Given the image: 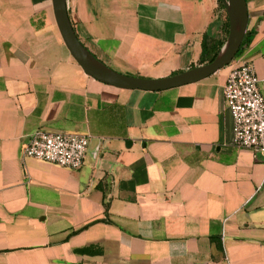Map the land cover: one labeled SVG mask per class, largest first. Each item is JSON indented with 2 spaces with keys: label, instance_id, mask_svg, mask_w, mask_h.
Instances as JSON below:
<instances>
[{
  "label": "crops",
  "instance_id": "1",
  "mask_svg": "<svg viewBox=\"0 0 264 264\" xmlns=\"http://www.w3.org/2000/svg\"><path fill=\"white\" fill-rule=\"evenodd\" d=\"M231 62L160 91L87 75L51 0H0V264H264V154L232 142L229 71L264 98V0ZM74 31L118 72L200 65L223 37L217 0H66ZM208 62V61H207ZM37 129L87 135L77 169L21 156Z\"/></svg>",
  "mask_w": 264,
  "mask_h": 264
},
{
  "label": "built area",
  "instance_id": "2",
  "mask_svg": "<svg viewBox=\"0 0 264 264\" xmlns=\"http://www.w3.org/2000/svg\"><path fill=\"white\" fill-rule=\"evenodd\" d=\"M223 99L232 120V142L264 154V98L249 63L233 67L223 87ZM87 135L37 129L21 146V156L77 169L88 149Z\"/></svg>",
  "mask_w": 264,
  "mask_h": 264
},
{
  "label": "water",
  "instance_id": "3",
  "mask_svg": "<svg viewBox=\"0 0 264 264\" xmlns=\"http://www.w3.org/2000/svg\"><path fill=\"white\" fill-rule=\"evenodd\" d=\"M222 3L228 18V32L215 56L208 62L181 72L164 77L148 78L118 72L95 57L77 37L67 11L66 0H51L53 17L61 39L87 75L118 88L144 91H160L192 83L209 76L231 62L241 48L247 24V7L245 0H222Z\"/></svg>",
  "mask_w": 264,
  "mask_h": 264
},
{
  "label": "trees",
  "instance_id": "4",
  "mask_svg": "<svg viewBox=\"0 0 264 264\" xmlns=\"http://www.w3.org/2000/svg\"><path fill=\"white\" fill-rule=\"evenodd\" d=\"M217 1H218L219 6L225 12L222 0H217ZM222 31H223V37L220 39V41L218 43H215L212 46L209 45L210 43L208 44L206 42V38H205V40H203L201 56H200V64L205 63L207 61H210L215 56V54L218 52V50L221 47V45L223 44V42H224V40H225V38L227 36V32H228V18H227L226 12H225V19H224V22H223V25H222ZM248 42H249V37L244 34V37H243L242 43H241V48H242L243 43H248ZM241 48L238 50V52L241 50Z\"/></svg>",
  "mask_w": 264,
  "mask_h": 264
}]
</instances>
